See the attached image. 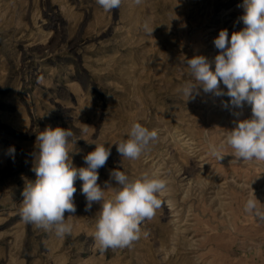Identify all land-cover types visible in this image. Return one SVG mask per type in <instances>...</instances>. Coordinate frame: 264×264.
<instances>
[{
    "label": "rangeland",
    "instance_id": "374dc122",
    "mask_svg": "<svg viewBox=\"0 0 264 264\" xmlns=\"http://www.w3.org/2000/svg\"><path fill=\"white\" fill-rule=\"evenodd\" d=\"M243 2L122 0L106 12L96 0H0V264H264V219L244 210L252 192L264 205V161L237 160L223 144L251 106L224 108L229 97L202 89L186 101L178 91L191 80L188 59L205 56L214 71V39L244 27ZM136 122L158 138L131 160L116 143ZM46 127L73 131L75 167H86L95 144L111 148L98 169L102 188L115 186L112 170L166 181L161 208L130 247L98 250L99 204L85 211L79 179L76 212L65 213L70 234L22 221Z\"/></svg>",
    "mask_w": 264,
    "mask_h": 264
},
{
    "label": "clouds",
    "instance_id": "9594fccd",
    "mask_svg": "<svg viewBox=\"0 0 264 264\" xmlns=\"http://www.w3.org/2000/svg\"><path fill=\"white\" fill-rule=\"evenodd\" d=\"M96 2L106 12L122 4V0ZM133 3L140 5L142 0H133ZM242 7L244 14L240 20L244 27L233 32L230 38L228 30L222 29L214 39L219 50L214 58V71L205 56L188 59L191 80L178 91L186 101L194 99L202 89L204 93L229 97V101L222 102L224 108L250 105L251 118L238 120L227 131L223 144L232 149L231 155L237 160L264 161V0H244ZM144 27L151 35L154 29L147 24ZM73 135L71 129L46 127L36 136L31 169L36 179L27 183L22 192L19 210L22 221L45 231L54 230L58 237L70 234L72 225L66 222L65 213L76 212L75 181L79 179L83 182L85 211H90L94 203L99 204L94 231L98 250L104 253L108 249L130 247L140 238L143 222L153 219L156 210L161 208L160 196L166 191V181L148 174L133 180L124 171L112 170L110 177L115 186L106 181V187L102 188L97 183L98 169L106 165L111 148L95 144V149L84 157L86 167H75L68 148ZM127 135L128 139L116 143V148L122 157L131 160L138 159L158 138L156 130H149L139 122L131 125ZM14 153L15 148L10 147L8 154ZM212 154L220 160L223 158L215 148ZM109 190L111 195L107 194ZM244 210L264 219V205L254 192Z\"/></svg>",
    "mask_w": 264,
    "mask_h": 264
}]
</instances>
